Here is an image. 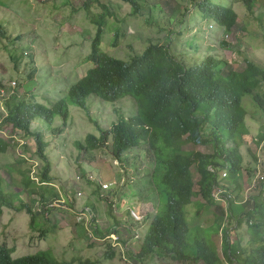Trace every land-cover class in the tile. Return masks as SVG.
<instances>
[{
    "label": "rangeland",
    "instance_id": "rangeland-1",
    "mask_svg": "<svg viewBox=\"0 0 264 264\" xmlns=\"http://www.w3.org/2000/svg\"><path fill=\"white\" fill-rule=\"evenodd\" d=\"M203 1L141 0V3L145 2L142 12L139 16H134L131 5L110 0L108 9L112 17H106L100 51L113 58L130 61L136 55H141L150 41H167L174 55H186L187 62L191 65L214 56L227 61L229 69L239 70L246 56L264 66V0H256L252 14L247 12L241 0H210L215 5L231 6L237 13L238 24L229 34H224L219 26L206 20L196 10ZM87 3H90L93 14H100L99 4L92 0H0V25L7 36L0 38V81L7 86L8 92V96L0 97V117L4 113V100L14 90L20 98L31 101L34 97L38 104L46 107L65 100L71 117L66 129L62 127L58 117L50 128L41 121L30 127L32 132L42 133L48 144L46 154L53 178L49 186L55 188L60 197L52 204L51 210L54 211L53 216H50L51 223L58 225L57 230L44 239L39 236V231L30 230L29 216L26 213L4 208L0 215V244L16 249L14 258L49 251L59 261L69 264L79 257L90 260L92 264H137L127 259L126 245L122 240L112 237L108 242L97 240L91 228L87 230L80 225L84 222L89 226L93 211L96 218L99 216L97 224L104 234L111 227L104 219L108 214L114 218L115 225L116 222L125 223L137 231V234L135 231L132 234L126 228L119 229L121 238L129 241L127 246L138 250L142 238L140 236L147 226L146 216L154 214L157 209L163 214L168 202L162 175L156 174L152 180V157L146 147L129 153L124 163L113 161L106 149L90 154L77 149L76 144L84 142L88 135L98 137L99 130L108 131L119 120L135 117L138 111L132 98L110 105L90 97L86 100V113L68 102V90L92 67L86 56L90 52V38L94 35L95 26L84 10ZM257 6L259 10H256ZM115 33H118L117 40ZM223 41L228 44L226 46L234 47L238 54L234 55V51L227 50ZM244 104L249 113V131L252 137H258L259 128L264 126V113L257 109L250 97L244 99ZM12 142L7 154L0 156V175L9 186L6 193H21L22 200L29 203L28 195L22 191V181L28 174L39 186L43 185L36 174L44 168V164L36 156L34 140L24 141L26 145L18 140ZM248 149L264 159V142L258 145L254 141L251 147H242L241 153L247 165L253 163ZM183 150L211 155L214 153L213 146L201 148L190 145ZM86 175L87 178H93V183L87 181ZM245 178L248 179L246 173ZM198 179L199 175L194 171L195 183ZM96 184L100 187L108 184V189L101 187L96 192ZM245 184L246 181L242 183ZM66 195L72 203H66ZM151 197L157 200L156 207L145 201ZM32 198L38 199L36 196ZM199 199L195 198L194 203L185 208L189 227L188 253H195V240L203 237L218 248L222 257L221 250L223 252L225 248H221L223 241L215 220L216 209L196 204ZM32 208L36 212L41 211L38 204ZM71 208L77 214L72 213ZM239 209L242 210L243 207L240 206ZM84 210L89 211V216H83ZM130 219L134 221L131 222ZM228 221L226 224L224 218L222 226L225 224L229 234L232 232L233 238L237 242L240 239L242 246H246L253 238L248 223L245 222L235 233L232 220ZM47 225L39 218L35 228ZM107 243L116 248V255L112 259L105 258V254L109 252ZM146 264L192 263L165 262L155 258ZM222 264L226 263L222 260Z\"/></svg>",
    "mask_w": 264,
    "mask_h": 264
},
{
    "label": "trees",
    "instance_id": "trees-1",
    "mask_svg": "<svg viewBox=\"0 0 264 264\" xmlns=\"http://www.w3.org/2000/svg\"><path fill=\"white\" fill-rule=\"evenodd\" d=\"M92 1L99 4L101 11L100 14H93L90 3L84 5L86 15L95 26L94 35L90 38V52L86 56L92 67L68 90V102L86 113V100L90 97L110 105L132 98L138 111L135 117L119 120L108 131L99 130L98 137L88 135L84 142L76 144L77 149L85 154L106 149L113 161L124 163L129 153L146 147L152 157V180L156 174L162 175L168 202L163 214L157 209L154 214L146 216L147 226L141 234L143 237L138 250L131 249L127 246L129 241L121 238V227L133 232L128 224L115 220L116 225L108 227L103 234L92 211L89 226L84 222L80 225L87 230L91 228L93 236L105 242L110 241L111 237H118L126 245L127 259L137 264H146L155 258L176 263L222 264L218 248L203 237L195 240V253H188L189 227L185 215V208L193 204L195 198H200L196 204L216 209L215 220L220 233L225 214L212 197V192L215 187L221 186L235 195V201L230 202L234 232L246 222L253 235L248 244L242 246L241 240L237 242L232 232L229 234L228 228L225 229L222 243L225 262L264 264V189L254 200L242 203V183L254 176L258 158L248 149L253 163L247 165L241 153L244 145L251 147L254 141L258 145L264 142V132L252 137L247 126L249 113L244 104V99L250 97L257 109L264 113V66L246 56L241 70L229 69L227 61L214 56L191 65L186 55H174L167 41H150L147 49L130 61L113 58L100 51L106 17H112L108 9L110 0ZM119 1L131 5L134 16L141 14L145 4L141 0ZM241 2L252 14L256 0ZM196 10L227 32L238 24L239 17L231 6L215 5L210 0H204ZM117 36L118 33H115V40ZM6 37L0 25V38ZM262 38L264 40V33ZM223 45L230 47L224 41ZM0 89L7 90L2 81ZM3 112L0 117V156L7 154L12 141H22L26 145L24 141L32 139L37 149L36 156L43 162L44 168L36 174L43 183L41 186L28 174L24 176L22 191L28 195L29 203L22 200L21 193H6L9 186L0 175V215L4 208L26 213L30 230L39 231V236L46 239L58 228L56 223H51L50 216L54 211L51 210L52 204L60 197L57 190L49 186L53 178L46 154L48 144L42 133L32 132L30 127L41 121L50 128L58 117L66 129L71 118L68 104L61 100L46 107L38 104L34 97L31 101L20 98L14 90L4 100ZM190 145L201 148L213 146L214 153L185 152L183 148ZM194 171L199 175L196 183ZM224 171L228 173L226 179L222 177ZM85 178L93 183L87 175ZM95 186L96 192L101 190L98 184ZM34 196L38 199L32 198ZM64 197L67 204L73 202L69 196ZM145 201L156 207L157 200L153 197ZM36 204L40 205V213L32 208ZM240 206L243 209L239 211ZM70 211L77 214L72 208ZM83 213L89 214L85 210ZM39 218L48 225L35 228ZM107 247L109 252L105 258H114L116 248L108 243ZM15 251L6 244H0V264H69L59 261L49 251L14 258ZM76 262L92 264L90 260L80 257L71 263Z\"/></svg>",
    "mask_w": 264,
    "mask_h": 264
},
{
    "label": "built area",
    "instance_id": "built-area-1",
    "mask_svg": "<svg viewBox=\"0 0 264 264\" xmlns=\"http://www.w3.org/2000/svg\"><path fill=\"white\" fill-rule=\"evenodd\" d=\"M13 85L15 86V83H13ZM6 92H7L6 89H0V97H2V98L6 97ZM7 94H8V92H7ZM261 148H262V146H261ZM257 158H258V161H257L258 163H257L256 168H255L254 176L250 180L246 181V184L243 186V195H244V200L242 201L243 204L248 203L251 200H254V198L259 196L264 189V159H261L258 156H257ZM227 176H228L227 171H224L222 173V177L226 179ZM88 178H89V176H88ZM89 179H91V178H89ZM91 180H93V178ZM101 187H102V189L106 190V189H108V184H102ZM212 197L214 198V200L217 203H219L221 205L223 212L225 214L224 218H225L226 224H227L229 222L228 220L231 218V211H230L231 204H230V202L235 201V195L229 191H226L221 186H217L214 188V190L212 192ZM132 211H133L134 215L138 218V216L136 215L134 210H132ZM83 216L86 217V216H89V214H86V215L83 214ZM142 219H144V217ZM225 228H226V225L224 224L223 227L221 228V231H220L221 241H223V237H224L223 235H224ZM114 239L119 240L118 237H116ZM221 248H222V244H221ZM221 253H222V259L225 262L226 260L223 258L224 255H223L222 250H221ZM238 254H239V252H238ZM225 263L229 264L227 262H225Z\"/></svg>",
    "mask_w": 264,
    "mask_h": 264
},
{
    "label": "crops",
    "instance_id": "crops-1",
    "mask_svg": "<svg viewBox=\"0 0 264 264\" xmlns=\"http://www.w3.org/2000/svg\"><path fill=\"white\" fill-rule=\"evenodd\" d=\"M256 10H259V9H258V6H257V9H256ZM260 16H261V15H260ZM260 16H259V17H260ZM233 30H234V29H233ZM233 30H232V31H233ZM222 31H224V34H227V33L229 34V33H230V32H227V31H225V30H222ZM232 31H231V32H232ZM263 33H264V32H263ZM224 34H221V36L224 35ZM221 36L218 35L217 37H219V38L221 39ZM237 45H238V43L236 44V46H237ZM227 48H228L227 50H229V51H230V50L234 51V52H235V53L233 52L234 55H237V54H238L237 50H235L234 47H227ZM229 48H230V49H229ZM231 48H232V49H231ZM231 53H232V52H231ZM233 66H234V65H233ZM234 67H235V66H234ZM240 68H241V69L244 68V62H243V65L240 66ZM241 69H239V70H241ZM262 127H264V126H262ZM262 127L259 128V131H258V133L260 132V135H261V132H262ZM263 129H264V128H263ZM243 186H244V185H242V189H243ZM239 208H240V207H239ZM139 209H140V208H139ZM140 210H141V209H140ZM127 213H128V210H127V208H126V214H127ZM122 217L124 218L125 216L122 215ZM97 218H99V216H97ZM123 218H122V219H123ZM104 219L106 220V223H108V226H114V222H113L114 218H113L112 216H109L108 214H106ZM130 220H131V219H130ZM124 221H125V220H124ZM131 222H133V221L131 220ZM99 223H100V222H99ZM81 227H82V226H81ZM137 227H139V225H138ZM129 228H130V227H129ZM99 229H100V227H99ZM132 230H133V228H132ZM128 231H129V233H132V234H133L134 231H135V234H137V231H136V230H133V232H131V231L128 229ZM135 234H134V235H135ZM140 237H143V235H141ZM97 240H99V239H97ZM157 259H158V258H157Z\"/></svg>",
    "mask_w": 264,
    "mask_h": 264
}]
</instances>
